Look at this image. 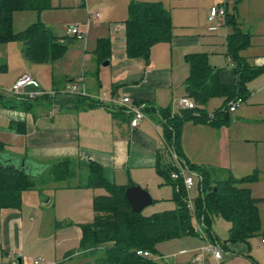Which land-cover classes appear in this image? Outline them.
<instances>
[{
    "label": "crops",
    "instance_id": "1",
    "mask_svg": "<svg viewBox=\"0 0 264 264\" xmlns=\"http://www.w3.org/2000/svg\"><path fill=\"white\" fill-rule=\"evenodd\" d=\"M54 1L60 8L64 7L63 0H49L45 10L33 12L41 14L54 9ZM129 1L122 3L124 8L100 3L93 13L89 6L92 5L90 0H83L81 4L73 0L72 6L85 9L86 14V20L78 22L82 25L79 29L86 33L84 41L78 44L83 47L82 51L79 48L70 51L68 47L61 58L37 67L25 58L22 45V65L14 82L27 70L37 86H28L26 94L21 97L0 91L5 97L3 102L0 101V142L5 152L21 157H25L22 156L25 153L26 157L44 164L70 160L84 165L78 171V175L84 179L89 173L86 166L96 163L109 183L127 188L140 186L149 191L153 203L167 201L169 208L160 211L164 212L176 209L177 204L173 206V186L165 183L156 168L158 154L165 147L160 113L172 111L177 100L186 96L184 84L190 75L186 56L206 54L210 64L220 69L221 82L236 85L238 76L234 70L235 63L228 56V36L237 28L241 33L251 36L249 47L239 53L241 60L247 66L264 67V0H226L220 3L219 6L226 5L227 18L225 23L218 26L222 29L217 27L215 30L208 29V7L219 0H211L209 5L203 6H197V0H138L161 2L171 14L172 38L151 49L149 63L143 59H129L126 54L125 23L129 18ZM230 18L234 26L228 25ZM42 20L39 19L37 23H43L53 31ZM56 36L64 42L69 41V46L78 43V40L69 36ZM101 39L111 42V54L103 61L96 53ZM5 48V51H10L9 47ZM3 60H0V73L9 71L7 58L5 63ZM106 62L108 65H104ZM74 65L75 70L72 71ZM261 75L247 84V97L234 113L228 114L227 125L214 127L185 122L181 147L189 165L215 170L217 179H227L229 176L238 180L255 177V180L240 187L250 189L253 198L258 201L264 232V74ZM76 82L92 97L129 96L135 102L146 103L149 107L145 111V119L137 128H132L131 117L123 109H114L107 102L97 101L95 107L87 106L83 100L85 97L69 92L68 84ZM45 89L56 94H36L33 98L28 95L44 92ZM217 102L212 111H208L206 106V111L214 112L222 107L225 98L218 97ZM14 146L25 152L18 151ZM195 188L194 192V189L191 190L193 194L190 192L193 201L200 192L198 186ZM99 189L105 192L95 194L98 189L77 186L65 189L73 193L80 192L78 196H67L66 201H71L72 207L80 211V218L76 220L78 225L93 222L96 215L94 198L108 194L105 189ZM58 199L64 205L65 201L61 197ZM38 202L39 197L34 203L40 211ZM24 214L23 208L0 210V264H18L13 255L20 249L24 251L26 227H29L28 231L34 228L25 225ZM62 215L64 222L69 220L65 218L67 214ZM62 217L55 214L54 228L57 225L67 226L68 223L57 221ZM211 218L210 237L223 251L224 261L232 264H264L263 237L255 236L248 242H227L231 223L228 236L221 238L212 227L222 217ZM79 236L81 240V229ZM178 240H184L186 247L174 260L168 259L166 264H194V258L202 253L205 241L198 236ZM82 252L87 255L85 251ZM202 255L204 264H218L211 253L204 252ZM91 258L96 259L95 256ZM18 262L23 264L22 260Z\"/></svg>",
    "mask_w": 264,
    "mask_h": 264
},
{
    "label": "trees",
    "instance_id": "2",
    "mask_svg": "<svg viewBox=\"0 0 264 264\" xmlns=\"http://www.w3.org/2000/svg\"><path fill=\"white\" fill-rule=\"evenodd\" d=\"M49 0H0V45L14 41L23 43L25 58L31 63L47 64L61 58L67 51L69 41L60 40L51 29L43 23H35L21 32L14 29V14L26 11H43L49 6ZM229 26H234L230 18ZM126 26V54L129 59L150 61L151 49L159 44L169 42L172 38L171 14L161 2H137L129 5V18ZM251 36L241 33L237 28L228 36V56L235 63L238 76L236 85H227L220 80V69L210 64L206 54L186 56L190 66V75L185 81L186 97L193 100L195 109L181 112L171 117V111H161L165 118V147L158 154L157 172L165 183L174 188L176 209L144 216L133 211L126 198L127 187L109 183L103 176L102 168L96 163H89L88 176L84 184L74 187L105 189V196L94 198L96 213L92 223L81 226V247L87 255L96 257L99 264H163L151 258L136 254L138 250L155 252L156 245L174 239L197 236L192 213L187 207V192L181 180H173L172 173L177 171L168 151L173 145L178 156L184 159L181 147L182 127L185 122L220 127L229 123L228 104L237 98L247 97V84L263 73L264 67L247 66L239 53L248 48ZM97 56L102 61L111 54L109 39L98 41ZM225 98L222 107L216 109L214 120H210L205 107L213 98ZM0 94V101H4ZM89 107L97 102L90 98L83 99ZM5 104V103H4ZM5 152L0 142V210L20 209L22 195L27 190L37 189L35 176L28 173ZM185 160V159H184ZM187 165L197 173L199 196L195 199V216L202 221L210 237L211 217H223L231 223L227 242H248L262 232L258 201L253 198L250 189L240 185L255 180V177L235 179H217L216 171L205 167ZM39 176H50L54 183L68 181L77 177L79 168L84 165L70 160L41 165ZM83 169V168H82ZM41 176V177H42ZM44 182V181H42ZM46 185V184H45Z\"/></svg>",
    "mask_w": 264,
    "mask_h": 264
},
{
    "label": "rangeland",
    "instance_id": "3",
    "mask_svg": "<svg viewBox=\"0 0 264 264\" xmlns=\"http://www.w3.org/2000/svg\"><path fill=\"white\" fill-rule=\"evenodd\" d=\"M64 7L60 8L59 5L56 4L54 1V5L56 6L54 9L51 8L50 11H44L39 14L38 12H19L16 13L14 16V29L16 32H21L25 30L30 25L37 23L39 19H43L56 33V35L61 37H68L69 31L72 28H76L82 25H79L78 22H83L86 20L85 9L81 7H73V0H63ZM80 4L83 0H77ZM92 5L91 6L92 12L95 8L101 4H116L119 8H124L125 0H90ZM130 0L129 2H131ZM139 2L138 0H134ZM194 1V0H188ZM211 0H197L196 5L200 6L209 5ZM227 2L226 0H219V2L215 5L211 4L208 7V16L210 14V10L212 7H218L220 3ZM235 1L232 2V10L234 8ZM94 13V12H93ZM129 16V10H128ZM42 20V21H43ZM213 27L212 23L208 21V29L211 30ZM80 28V27H79ZM218 29H222L218 27ZM80 31L86 35L81 29ZM72 37V36H70ZM85 39V37H84ZM78 40L77 44L74 46H68L69 50L77 51L79 48L81 51L83 50L82 46L78 45L80 42L84 41ZM77 40V39H76ZM22 43L20 41H14L8 44L10 51H5V47H0V60L4 59L3 62L5 63V58H7V62L9 65L8 72H1L0 73V91L2 90L4 93L10 94V91L13 85L20 79L23 78L25 75H30L29 71H24V75L21 76L14 82L15 75L20 71L21 61L23 60L21 54V47ZM75 61V60H74ZM1 62V61H0ZM74 64V63H73ZM72 64V65H73ZM20 65V66H19ZM37 67H43L42 64H36ZM75 70V65L72 67V71ZM264 73H262L263 75ZM261 75V74H260ZM261 75V76H262ZM259 78V77H258ZM14 82V83H13ZM68 85H73L72 83ZM1 91V92H2ZM51 90L45 89V93H49ZM218 98H213L207 105L208 111H212L215 106L218 104ZM210 114L213 112H209ZM18 151L25 152L23 149H19L20 147L14 146ZM8 150V149H7ZM7 153V152H6ZM13 155L12 153H7ZM15 156L13 159L16 162H20L19 165L22 166V161L27 160L28 165V173L34 175L37 181V189L34 190H27L22 195V206L25 215V221L27 222L25 225L29 224L34 228L28 231L29 227L25 229V237H24V251L21 249L18 250L13 256L16 258L17 263L19 264L18 260L21 259L23 264H34L36 260L40 262V264H99L96 259L89 258V255H85L84 250L81 247V240H80V229L82 225H78L76 222L77 218H80L79 212L77 208L72 207V203L66 202L68 201L67 196H75L80 195V192H69V190L65 189H73L75 185L84 184V178L77 175L68 181L57 182L51 179L50 176H39L41 168L44 163H41L37 159H32L30 157H26L27 155L24 153L25 157H21L19 155ZM22 160V161H21ZM186 161V160H185ZM187 162V161H186ZM18 164V163H17ZM48 164V163H45ZM80 173H83L80 170ZM44 181V182H42ZM46 184V185H45ZM76 188V187H75ZM196 189V188H195ZM193 190V192L195 191ZM54 190H57L54 192ZM50 191V192H49ZM49 192V193H47ZM104 190L98 189L97 193L101 194L104 193ZM191 192V194H193ZM76 193V194H75ZM88 193V192H87ZM92 194V192H90ZM83 195H86V192H83ZM193 196V195H191ZM37 207H39L38 211L36 209L35 201L38 200ZM57 197V199H56ZM58 197H61L65 202L64 205L59 202ZM193 199V197H192ZM194 200V199H193ZM50 201V203H49ZM168 202H154L152 205L146 207L141 213L144 216H150L161 210H165L167 207ZM174 207L176 205L175 202ZM56 205V207H55ZM176 208V207H175ZM63 214L68 215L66 222H64ZM55 214L62 217L61 219L58 218L57 221H60L63 224H67V226L53 227L55 223ZM72 217V218H71ZM69 221V222H68ZM62 224V225H63ZM230 226V222L226 219L219 218L213 225V230L219 234L221 238H226L228 236V228ZM184 240H170L166 242H161L156 245L155 252L150 253V257L155 262H160L166 264L168 259L174 260V257L178 256L179 252L185 249ZM264 243V241H263Z\"/></svg>",
    "mask_w": 264,
    "mask_h": 264
},
{
    "label": "built area",
    "instance_id": "4",
    "mask_svg": "<svg viewBox=\"0 0 264 264\" xmlns=\"http://www.w3.org/2000/svg\"><path fill=\"white\" fill-rule=\"evenodd\" d=\"M99 14L96 15L98 17ZM227 18V8L226 5H220L218 7H212L209 14V22L212 23L213 27L211 30L217 29L222 23H225ZM219 21H222L221 23ZM69 35L72 38L77 40H83L85 35L80 31L79 27L72 28L69 31ZM69 36V37H70ZM73 85L69 86V92L73 95L88 97L92 100H95L99 103L107 102L114 109H123L125 110L129 116L131 117L130 125L132 128H137L140 123L145 119L146 114L145 111L148 109V105L143 102H135L129 96H122L119 98L114 97H92L89 95L84 87L79 85V83H72ZM37 86L35 80L30 75H25L23 78H20L12 87L10 93L15 96H22L26 94V88L28 86ZM37 95H48L43 91L37 93H28L29 97L33 98ZM51 95H55L56 92L49 93ZM244 102L242 98H237L232 100L228 104V112L234 113L237 108ZM195 109V103L192 99L188 97H181L177 100L174 108L171 111V117L175 115H180L181 112H189ZM210 120L215 119V115L213 113L209 114ZM167 120L160 115V125H165ZM168 151L171 154L172 161L174 166H176L177 171L172 173V179L177 181L181 180L184 184L185 190L187 192V207L189 211L192 213L195 222V233L198 237L205 241V246L202 249V253L198 254L194 258V264H204L203 253L209 252L213 255L214 259L218 264H232L231 262L223 260V251L219 247L216 242H213L209 239L208 234L205 231L204 224L202 221H198L195 216V204L190 195L192 189L197 186L198 175L196 172L192 171L190 167L187 165V162L184 159H181L174 146L169 145ZM264 241V240H263ZM138 256L149 258L151 255L149 252L138 250L136 252ZM0 259H1V250H0ZM34 264H40L38 260L34 262Z\"/></svg>",
    "mask_w": 264,
    "mask_h": 264
},
{
    "label": "water",
    "instance_id": "5",
    "mask_svg": "<svg viewBox=\"0 0 264 264\" xmlns=\"http://www.w3.org/2000/svg\"><path fill=\"white\" fill-rule=\"evenodd\" d=\"M104 65H108V62H106ZM21 163L22 167H26V169L28 168L27 160H23ZM126 198L129 201L133 211L136 213H141L146 207L153 203V199L149 191L143 189L140 186H132L127 188ZM19 261L21 260L19 259Z\"/></svg>",
    "mask_w": 264,
    "mask_h": 264
}]
</instances>
